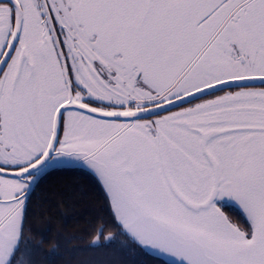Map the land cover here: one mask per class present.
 Segmentation results:
<instances>
[{
	"label": "snow or ice",
	"instance_id": "snow-or-ice-1",
	"mask_svg": "<svg viewBox=\"0 0 264 264\" xmlns=\"http://www.w3.org/2000/svg\"><path fill=\"white\" fill-rule=\"evenodd\" d=\"M54 170L131 264H264V0H0V264Z\"/></svg>",
	"mask_w": 264,
	"mask_h": 264
},
{
	"label": "trees",
	"instance_id": "trees-1",
	"mask_svg": "<svg viewBox=\"0 0 264 264\" xmlns=\"http://www.w3.org/2000/svg\"><path fill=\"white\" fill-rule=\"evenodd\" d=\"M101 217L110 219V212L98 178L85 170H54L33 197L29 236L36 244L46 238L44 251L32 254L34 264H52L45 252L57 243L55 264H131L132 257L117 247L91 246Z\"/></svg>",
	"mask_w": 264,
	"mask_h": 264
}]
</instances>
